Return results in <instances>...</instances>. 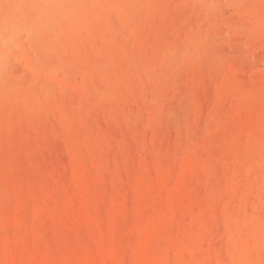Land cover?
<instances>
[{"label":"rangeland","instance_id":"374dc122","mask_svg":"<svg viewBox=\"0 0 264 264\" xmlns=\"http://www.w3.org/2000/svg\"><path fill=\"white\" fill-rule=\"evenodd\" d=\"M235 55L243 56L239 63ZM90 113L94 127L86 120ZM115 126H124L123 132ZM108 129L117 132L114 140ZM75 154L95 193L79 201L68 186L72 210H100L106 194L124 187L107 208L115 215L106 226L120 223L126 206L134 208L133 185L162 166L166 184L179 187L178 195L165 198L149 234L156 230L171 241L192 214L216 199L228 206L231 220L237 212L264 218V0H0V206L69 184ZM74 217H45L19 243L56 263L72 259L94 243L88 223ZM221 225L213 229L214 246L229 231ZM0 229V264H23L2 244L11 228ZM7 244L13 249L11 240ZM244 245V259L264 254L261 241Z\"/></svg>","mask_w":264,"mask_h":264},{"label":"bare ground","instance_id":"6f19581e","mask_svg":"<svg viewBox=\"0 0 264 264\" xmlns=\"http://www.w3.org/2000/svg\"><path fill=\"white\" fill-rule=\"evenodd\" d=\"M259 11V10H258ZM102 19V18H101ZM115 20V19H114ZM82 23V22H81ZM114 23V22H113ZM87 24V23H86ZM91 25V23H90ZM88 25V26H90ZM89 28V27H88ZM102 28V27H101ZM120 34V33H119ZM119 36V35H118ZM250 38V37H249ZM248 38V39H249ZM250 41V39H249ZM252 42V41H250ZM196 44V43H195ZM240 52V51H239ZM243 52V51H242ZM238 53V52H237ZM205 54V53H203ZM214 54V53H213ZM219 54V53H218ZM240 54V53H238ZM223 55V54H222ZM218 56V55H217ZM225 56V55H224ZM214 57V56H213ZM219 57V56H218ZM240 57L236 56L235 58ZM241 57H243L241 55ZM240 57V58H241ZM231 58V57H230ZM229 58V60H230ZM239 58V59H240ZM260 58V57H259ZM39 59V58H38ZM216 60L218 58H215ZM236 59V60H237ZM238 59V63H239ZM212 60V59H211ZM214 60V58H213ZM215 60V61H216ZM224 60V58H223ZM233 61V62H236ZM96 61V59H95ZM213 61V62H215ZM220 61V60H219ZM80 62V61H79ZM98 62V61H97ZM218 62V60L216 61ZM45 63V62H44ZM100 64V63H99ZM218 64V63H217ZM237 64V63H235ZM242 64V63H241ZM239 64V65H241ZM234 65V64H233ZM238 65V66H239ZM236 65H234L235 67ZM216 67V66H215ZM222 67V66H221ZM244 67V63H243ZM53 68L56 69L55 66ZM65 69V68H63ZM156 69V68H155ZM209 69V68H208ZM236 71L237 68H234ZM57 70V69H56ZM54 70L53 72H55ZM83 70V69H82ZM159 70V69H158ZM210 70H213L212 68ZM65 72V71H64ZM85 72V71H84ZM155 72V71H154ZM209 71L207 70L206 73ZM203 73V72H202ZM237 73V71H236ZM239 73V72H238ZM243 73V72H242ZM67 75V74H66ZM86 75V73H85ZM210 77L212 74H209ZM214 75V73H213ZM235 76L237 74L234 73ZM26 76V75H25ZM151 76V75H150ZM207 76V74H206ZM204 76V77H206ZM42 77V76H41ZM83 77V76H82ZM85 77V76H84ZM83 77V78H84ZM87 77V76H86ZM199 77V76H198ZM202 75V79H205ZM209 77V78H210ZM28 78V77H27ZM40 78V77H39ZM37 80H40V79ZM208 78V80H210ZM213 79V78H211ZM236 79V77H235ZM26 80V79H25ZM84 80V79H83ZM27 81V80H26ZM42 81V80H40ZM85 82L87 80H84ZM82 81V82H84ZM206 80H204L205 82ZM215 81V80H214ZM21 83V81H19ZM45 82V81H44ZM42 83V82H41ZM50 83V82H49ZM48 83V85H49ZM210 84V82H208ZM225 83V82H224ZM46 84V88L48 86ZM85 83L83 84V86ZM237 85V84H236ZM37 86V85H36ZM210 85H208L209 88ZM45 87V86H44ZM54 86H52L53 88ZM86 87V85H85ZM148 87V86H147ZM206 87V86H205ZM223 86H221L222 88ZM17 88V87H16ZM64 88V87H63ZM84 88V87H83ZM207 88V89H208ZM220 88V87H219ZM233 88V87H232ZM238 88V87H237ZM29 89V88H28ZM66 88H64L65 90ZM37 90V89H36ZM54 90V89H52ZM62 89L63 94H65V91ZM70 90V89H69ZM238 90V89H237ZM42 92V90H40ZM52 92V91H51ZM211 92V91H210ZM232 92V91H231ZM54 94V92H53ZM57 94V93H56ZM86 94V93H85ZM208 94V93H207ZM234 94V93H233ZM48 95V94H47ZM50 95V94H49ZM60 95V94H59ZM236 95V94H235ZM234 95V96H235ZM245 95V93H244ZM51 96V95H50ZM87 96V95H86ZM100 97L103 99L104 96ZM98 97V98H100ZM236 97V96H235ZM87 98H94L91 96H87ZM86 98V99H87ZM229 98V97H228ZM56 99V98H55ZM54 99V100H55ZM70 100H73L72 97L69 98ZM30 100V99H29ZM52 100L53 103L57 100ZM69 100V101H70ZM107 101V100H106ZM104 101V103H108ZM63 105L65 104V101H62ZM46 103V102H45ZM48 103V102H47ZM51 103V102H50ZM72 103V101H71ZM75 103V102H74ZM103 103V104H104ZM28 104V103H27ZM111 104V103H109ZM107 104V105H109ZM128 104V103H127ZM62 105V107H63ZM114 105V104H113ZM85 106V105H84ZM111 106V105H110ZM98 107V106H96ZM95 107V110L97 108ZM106 108L107 106H103V108ZM119 107V105H118ZM128 106V110H129ZM64 108V107H63ZM62 108V109H63ZM100 107H98L99 109ZM124 108V107H123ZM67 111L69 109L65 108ZM63 109V110H65ZM93 109V108H92ZM120 109V108H119ZM122 109V108H121ZM50 110V109H49ZM100 110V109H99ZM98 110V113H99ZM127 110V111H128ZM167 110V109H166ZM65 111V112H67ZM119 111V110H115ZM126 111V112H127ZM170 111V109H169ZM87 112V111H86ZM103 112V111H101ZM100 112V113H101ZM123 112V111H122ZM129 115H130V111ZM127 112V113H128ZM134 112V111H133ZM24 113V112H23ZM63 113V112H62ZM68 113V112H67ZM66 113V116H68ZM85 113V112H84ZM92 114H94L91 111ZM86 118L87 122L91 121V118L93 115ZM109 113V112H108ZM125 113V110H124ZM22 114V113H21ZM54 114V112H53ZM69 114V113H68ZM81 115L83 114L82 112L80 113ZM165 114V112H164ZM169 114V113H168ZM173 114V113H172ZM49 115V114H48ZM99 115V114H98ZM127 115V114H126ZM143 115V114H142ZM141 115V116H142ZM161 115V114H160ZM178 115V114H177ZM54 116V115H53ZM115 116H120L118 113ZM128 116V115H127ZM165 116V115H164ZM171 116V115H170ZM84 118V115L81 116ZM91 117V118H90ZM110 118V116H108ZM158 117V116H157ZM160 117V116H159ZM158 117V118H159ZM179 117V115H178ZM53 118V117H52ZM69 118V116H68ZM89 118V120H88ZM98 118V117H97ZM115 118V117H114ZM118 118V117H117ZM142 118V117H140ZM33 119V118H32ZM49 119V117H48ZM63 119V118H62ZM93 119V118H92ZM95 119V116H94ZM93 119V120H94ZM101 119V117H100ZM116 119V118H115ZM119 119V118H118ZM118 119H116L118 121ZM131 119V118H130ZM167 119V118H166ZM180 119V118H178ZM72 120V119H71ZM84 120V119H83ZM99 120V118H98ZM170 120V118H169ZM172 120V119H171ZM77 121V120H76ZM107 121V120H106ZM105 121V122H106ZM111 121V120H110ZM109 121V122H110ZM115 121V123L117 122ZM122 121L119 120L117 125ZM165 121V120H164ZM169 122L168 120H166ZM180 121V120H179ZM178 121V122H179ZM66 122L65 125L67 124V121L62 120V123ZM84 122V121H83ZM86 122V121H85ZM97 123V121H95ZM133 122V121H131ZM189 122V121H188ZM72 123V121L70 122ZM126 123V122H125ZM141 123V122H140ZM181 122H179L180 124ZM57 124V123H56ZM54 124V125H56ZM73 124V123H72ZM80 124V123H79ZM91 124L90 126L94 127L93 121L89 122ZM89 124H87L89 126ZM143 124V123H142ZM164 124V123H162ZM174 124V123H173ZM182 124V123H181ZM180 124V126H182ZM191 124V123H190ZM63 125V124H61ZM64 125V126H65ZM68 125V124H67ZM66 125V126H67ZM77 125V123H76ZM81 125V124H80ZM99 126V124H97ZM102 125V124H100ZM103 125H105L103 123ZM116 125V126H117ZM130 125V123H129ZM138 125V124H137ZM57 126V125H56ZM87 126V127H88ZM107 126V125H106ZM115 126V131L122 133L123 129L120 126L116 128ZM161 126V125H160ZM60 127V126H59ZM71 127V126H69ZM75 127V126H74ZM77 129L79 126H76ZM96 127V126H95ZM100 127V126H99ZM108 127V126H107ZM113 127V126H112ZM192 127V126H191ZM121 131H120V129ZM126 128V127H125ZM130 128V126H129ZM153 128V127H152ZM156 128V127H155ZM167 128H170V126H167ZM101 129V128H100ZM110 129V128H109ZM108 129V130H109ZM118 129V130H117ZM133 128H131L132 130ZM140 128H136V130ZM154 129V128H153ZM159 128H156V130ZM191 129V128H190ZM80 130V128H79ZM82 130V129H81ZM80 130V131H81ZM88 130V129H87ZM95 130V129H94ZM92 130V134L93 131ZM104 130V129H103ZM111 130V129H110ZM109 130V131H110ZM126 130V129H125ZM130 130V132H131ZM138 130V131H139ZM160 130V129H159ZM170 130V129H169ZM172 130V128H171ZM165 129L164 132H171ZM183 130V129H182ZM62 131V130H61ZM64 131V130H63ZM62 131V132H63ZM69 131V130H67ZM95 131H100L99 129H96ZM128 131V130H126ZM154 131V130H153ZM163 131V130H162ZM161 131V132H162ZM60 132V130H59ZM86 132V131H84ZM88 132V131H87ZM111 132V131H110ZM117 132L116 134H111L117 137ZM156 132V131H155ZM180 132V131H179ZM90 133V132H89ZM105 134V130L103 132ZM147 133V132H146ZM154 133V132H153ZM103 134V135H104ZM130 134V133H129ZM133 134H135L133 132ZM156 134V133H155ZM158 134V133H157ZM162 134V133H161ZM79 135V134H78ZM82 135V134H81ZM91 135V134H90ZM89 138H91V136ZM94 135V134H93ZM98 135V134H97ZM95 136V139L97 137ZM107 135V133L105 134ZM120 135V134H119ZM125 137V132L123 133ZM146 135V134H145ZM153 137L155 136L152 134ZM159 135V134H158ZM157 135V136H158ZM86 136V134H84ZM100 136V134L98 135ZM122 136V135H121ZM127 136V134H126ZM132 135H130L131 137ZM137 136V134H136ZM162 136V135H161ZM102 137V136H100ZM104 139H108L106 136H103ZM102 137V138H103ZM138 137V136H137ZM137 137L135 139H137ZM156 137V136H155ZM154 137V138H155ZM164 137V136H163ZM168 142L170 143V139L167 136H165ZM182 138V136L180 135ZM87 138V139H89ZM93 138V137H92ZM123 138V137H122ZM127 138V137H125ZM149 138V137H148ZM153 138V140H154ZM77 139H80L77 137ZM83 139V138H82ZM81 139V140H82ZM85 139V138H84ZM100 139V138H99ZM98 139V140H99ZM114 140V137L112 138ZM130 139V138H129ZM132 139V138H131ZM152 139V138H151ZM158 138L155 139V141ZM161 139V137H160ZM164 139V138H163ZM162 139V140H163ZM180 139V138H179ZM178 139V140H179ZM183 139V138H182ZM182 139L180 141H182ZM92 140V139H91ZM133 140V139H132ZM138 140V139H137ZM161 140V141H162ZM188 140V139H187ZM78 141V140H77ZM109 141V140H108ZM126 141V139H125ZM131 141V140H130ZM159 141V140H158ZM174 141V140H173ZM102 142V139L101 141ZM111 142V141H110ZM114 142L117 143L115 140ZM113 142V143H114ZM124 142V141H123ZM129 142V141H128ZM132 142V141H131ZM146 142V141H145ZM168 142H165L166 145ZM90 143V142H88ZM94 143V142H93ZM97 143V142H96ZM112 143V144H113ZM115 143V144H116ZM126 143V142H125ZM159 143V142H158ZM164 143V142H163ZM172 143V142H171ZM191 143V142H190ZM68 144V143H67ZM109 144V143H108ZM110 143V145H112ZM121 144V142L119 143ZM118 144V145H119ZM136 144V143H135ZM152 144V143H151ZM105 145V144H104ZM117 145V144H116ZM117 145V147H118ZM132 145V144H131ZM134 145V144H133ZM132 145V147H133ZM155 146L157 144H154ZM165 146V144H162L160 147ZM173 145V144H172ZM171 145V146H172ZM177 145V144H176ZM181 145V144H180ZM185 145V144H184ZM189 145V144H188ZM187 145V146H188ZM113 146V145H112ZM123 146V145H122ZM129 147V143L127 144ZM136 146V145H135ZM170 146V148H172ZM166 147V146H165ZM164 147V148H165ZM175 147V146H174ZM173 147V148H174ZM179 147V146H178ZM183 147V145H182ZM181 147V148H182ZM186 147V146H185ZM263 147V146H262ZM97 148V147H96ZM157 148H159L157 146ZM164 148L162 150H164ZM168 148V146H167ZM169 148V149H170ZM177 148V146H176ZM194 148V147H193ZM178 149V148H177ZM95 150V149H94ZM99 150V149H98ZM142 150V149H141ZM158 150V149H157ZM161 150V149H160ZM187 150V149H186ZM96 151V150H95ZM106 151V150H105ZM260 151V150H259ZM80 152V151H79ZM104 152V151H103ZM173 152V151H172ZM177 152V151H176ZM179 152V150H178ZM177 152V153H178ZM77 153V152H76ZM97 153V151H96ZM95 153V154H96ZM106 153V152H105ZM159 153V152H158ZM168 153V152H167ZM188 153V152H187ZM259 153V152H258ZM94 154V156H95ZM164 154V153H163ZM263 154V153H262ZM75 154V159L73 161L74 167L70 173V177L68 179L69 184L65 181L63 182V188H58L56 190H47V191H41V192H35L32 191L28 194L27 197H19L15 201L8 200L7 201V206H5V209H3V206H0V228H11V231L8 232L9 230L7 229L6 234L2 237V244L4 243L5 251L6 254H13V258L19 259L23 264H264V254L256 257H252L251 259H244L243 255L241 252L246 250L245 248L246 243L248 241H261L264 244V218H258V219H247L243 215H241L239 212H237V215H232L235 216L231 220V217L227 218L228 216L226 215V212H228V206L224 205L222 203H217L216 200H211L207 204L203 205L200 207L194 214H192L189 219L187 225H185L184 229L177 232L174 236V238L171 241H166L162 233L158 231H153L152 234H149V229L152 227V220L158 216L161 212V209L163 207V203L165 198L168 196L170 193H174L178 195V188H170L169 184H166L167 181V176L163 173L161 168L163 167H155V174L150 175L146 177L142 182L137 181L135 185L131 188L132 195H135V199L137 202L133 206L128 209L127 207V214L123 217L120 214L121 222L118 224H113L111 225L108 224L106 226V220L107 217H114V212L109 211L110 206L116 204L117 197L118 201L120 198V191L124 189L122 187L119 192L117 193H108L104 196V205L100 207V210L97 208L95 211H91L88 209V206L86 205L84 207V210L78 211L75 208H71L70 205V199L66 197L65 195V190L68 186L72 187V190L75 191V197L77 199H83V197L90 199L92 194L95 193L94 187L92 183L90 182V178L87 175V170L82 165V161L79 157L76 156ZM99 155H101L99 153ZM107 155V154H106ZM140 155V154H139ZM158 155V154H157ZM175 155V154H173ZM104 156V155H103ZM110 156V155H109ZM257 156V155H255ZM97 157V156H96ZM108 157V156H107ZM159 157V156H158ZM161 157V155H160ZM102 158V157H101ZM109 158V157H108ZM137 158V157H136ZM148 158V157H147ZM176 158V157H175ZM94 160V158H92ZM163 159V158H162ZM162 159L160 162H162ZM177 159V158H176ZM96 160V159H95ZM114 160V159H112ZM155 160V159H154ZM98 161V160H97ZM103 161V160H102ZM111 161V160H110ZM115 161V160H114ZM122 161V160H120ZM137 161V160H136ZM171 161V160H170ZM173 161V160H172ZM171 161V162H172ZM147 162L150 163V161L147 160ZM157 162V160H156ZM178 162V161H177ZM181 162V161H180ZM98 163V162H97ZM118 164V161H116ZM106 164V163H105ZM104 164V165H105ZM109 159H108V164L109 165ZM147 164V163H146ZM154 164V163H151ZM150 164V165H151ZM102 165V164H101ZM111 165V164H110ZM160 165V164H159ZM164 165V164H163ZM174 165V164H173ZM97 166V165H95ZM113 166V165H112ZM153 166V165H152ZM169 166V165H168ZM183 166V165H182ZM98 167V166H97ZM100 167V166H99ZM136 167V166H135ZM174 167H176L174 165ZM85 168V169H84ZM91 168V167H89ZM94 168V166H93ZM108 168V167H107ZM110 168V167H109ZM144 168V167H143ZM150 168V167H149ZM181 168V167H180ZM88 169V168H87ZM171 169V168H170ZM183 169V168H182ZM188 169L187 167H184V170ZM101 170V169H100ZM136 170V168H135ZM151 170V169H150ZM149 170V171H150ZM164 170V169H163ZM173 170V169H171ZM189 170V169H188ZM98 171V170H97ZM142 171V170H141ZM90 172V171H89ZM138 172V171H137ZM191 172V171H190ZM95 173V172H94ZM145 173V172H144ZM151 173V171L149 172ZM154 173V172H153ZM168 173V172H167ZM177 173V172H176ZM189 173V172H188ZM152 174V173H151ZM92 175V173H91ZM140 175V174H139ZM148 175V173H147ZM173 175V174H172ZM131 177V174L129 175V178ZM136 177V176H135ZM186 178V176H185ZM139 179V178H138ZM181 179V178H180ZM128 180V178H127ZM137 180V179H136ZM172 180V179H171ZM170 180V181H171ZM129 181V180H128ZM177 181V180H176ZM133 182V181H132ZM184 185V184H183ZM125 186V185H124ZM131 186V185H130ZM62 187V186H61ZM57 188V187H56ZM181 188V187H180ZM68 189V188H67ZM168 189V190H167ZM126 190V189H125ZM68 191V190H67ZM69 192V191H68ZM126 194V193H125ZM128 194V193H127ZM192 195V194H191ZM262 195V194H261ZM128 196H126L127 198ZM133 198V197H132ZM187 198V197H186ZM10 199V198H9ZM73 200V198H72ZM75 201V200H74ZM86 201V200H85ZM125 201H128L127 199ZM134 201V200H133ZM89 202V201H88ZM83 203V202H82ZM87 204V202H85ZM84 203V204H85ZM103 203V202H102ZM128 203V202H127ZM134 203V202H132ZM5 204V203H4ZM90 204V203H89ZM126 204V203H125ZM3 205V204H2ZM73 205V204H72ZM94 205V204H92ZM120 205V203H119ZM90 206V205H89ZM95 206V205H94ZM80 210V209H79ZM264 210V209H263ZM72 212L75 214L76 218L80 217L83 218L91 227V236L92 240L94 243L90 244L87 241V245L83 249L79 250L77 255L72 258V259H63L59 262L57 260V263L53 261L51 258H48L46 252L45 254L41 255L39 253V248L37 250H29L27 248H24L20 241L18 239H24L25 237L29 238V235H33L36 233L37 228H38V222L45 218L48 217L50 218L51 215L57 216L59 214L64 215V217H71ZM106 212V213H105ZM244 212V211H243ZM125 213V211H124ZM230 213V212H229ZM264 214V213H263ZM118 215V214H117ZM231 215V214H230ZM75 218V217H74ZM74 218H71L74 219ZM75 218V219H76ZM81 220V219H80ZM42 221V220H41ZM40 221V222H41ZM39 222V223H40ZM73 222V221H72ZM110 222V221H109ZM220 222H223L224 226L227 228L228 233L222 234V232L219 234V238L222 239V242L214 246V244L211 243V239L215 234H213V229L215 225L217 224H222ZM222 224V225H223ZM221 227L223 228V226ZM83 226V224H82ZM45 227V225H44ZM220 227V226H218ZM46 228V227H45ZM16 229V232H12V230ZM221 229V228H219ZM1 230V229H0ZM84 230V227H83ZM216 230V229H215ZM218 230V229H217ZM217 230L215 232H217ZM224 231V230H223ZM225 232V231H224ZM8 233V234H7ZM15 233V234H14ZM44 233V232H43ZM87 233V232H86ZM40 234V233H39ZM38 236H41V234ZM44 235V234H43ZM88 235V234H87ZM227 235V236H226ZM45 236V235H44ZM43 236V237H44ZM88 237V236H87ZM41 237H39L40 239ZM241 238L246 239L243 240V243L241 242ZM216 239V238H215ZM12 241L14 247L12 249L6 246L8 245V241ZM34 240V239H33ZM41 240V239H40ZM39 240V241H40ZM90 242V241H89ZM29 243V240H28ZM264 248V246H263ZM12 249V250H11ZM41 249V248H40ZM230 250V251H229ZM4 251V252H5ZM4 254V253H3ZM248 254V253H247ZM52 255V254H51ZM249 255V254H248ZM5 256V255H4ZM7 257V256H6ZM248 257V256H247ZM250 257V256H249ZM9 259V258H8ZM16 259V260H17ZM40 260L43 262L40 263ZM56 260V259H55ZM59 262V263H58ZM14 263V262H13ZM10 264V263H8ZM20 264V262H19Z\"/></svg>","mask_w":264,"mask_h":264}]
</instances>
